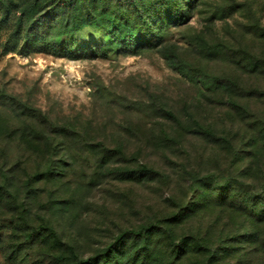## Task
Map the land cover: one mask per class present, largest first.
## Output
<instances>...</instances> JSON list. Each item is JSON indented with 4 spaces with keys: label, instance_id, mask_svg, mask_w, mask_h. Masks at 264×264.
<instances>
[{
    "label": "rangeland",
    "instance_id": "374dc122",
    "mask_svg": "<svg viewBox=\"0 0 264 264\" xmlns=\"http://www.w3.org/2000/svg\"><path fill=\"white\" fill-rule=\"evenodd\" d=\"M133 2L100 0L112 14L95 39L66 34L51 1L0 0V264H103L169 195L184 203L194 177L242 181L262 149L264 0ZM24 11L59 18L48 42L103 41L107 56H25L21 41L5 55ZM125 243L121 260L145 254Z\"/></svg>",
    "mask_w": 264,
    "mask_h": 264
},
{
    "label": "trees",
    "instance_id": "16d2710c",
    "mask_svg": "<svg viewBox=\"0 0 264 264\" xmlns=\"http://www.w3.org/2000/svg\"><path fill=\"white\" fill-rule=\"evenodd\" d=\"M47 1L52 2L47 7L49 13L54 8V13L66 18L62 25L66 34L88 26L94 31L95 39H101V32L108 31L104 21L112 12L107 14L100 0H42ZM129 1L134 3V0ZM180 1L185 5L189 3V0ZM137 6L133 8L138 13ZM177 10L183 11L182 7ZM9 12L7 10L6 19L0 24L7 22ZM138 17L141 18V14ZM58 20L54 16L50 20L45 17L32 20L26 18L24 11L15 31L3 44L4 54L15 51L21 41L18 52L25 56L44 52L74 59L107 56L102 51L103 41L99 44L84 39L80 43L77 40L48 42L44 38L47 23L52 28L58 26ZM118 29L117 25L113 27V30ZM149 31L153 32L150 27ZM125 39L120 42H126ZM127 41L133 49L139 46L133 35L129 34ZM115 42H119L118 39L112 38L109 44ZM246 160L248 165L241 174L242 181L229 176L222 180L221 175L214 174L200 179L194 177L187 187L190 195L184 203L169 195L163 203L166 210L154 212L149 216V224L132 231L130 237H119L117 245L120 246L106 250L103 264H264V145L259 152L250 151ZM179 174L184 180L194 176L184 168ZM158 175L149 169V180H157ZM126 240L143 242L145 254L129 261L121 260ZM120 248L123 249L120 251Z\"/></svg>",
    "mask_w": 264,
    "mask_h": 264
}]
</instances>
